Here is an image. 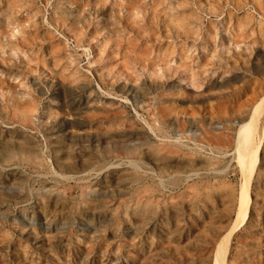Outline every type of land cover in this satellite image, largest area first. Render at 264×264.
Here are the masks:
<instances>
[{"label":"rangeland","instance_id":"374dc122","mask_svg":"<svg viewBox=\"0 0 264 264\" xmlns=\"http://www.w3.org/2000/svg\"><path fill=\"white\" fill-rule=\"evenodd\" d=\"M264 94V0H0V264H213ZM225 264H264V113Z\"/></svg>","mask_w":264,"mask_h":264},{"label":"bare ground","instance_id":"6f19581e","mask_svg":"<svg viewBox=\"0 0 264 264\" xmlns=\"http://www.w3.org/2000/svg\"><path fill=\"white\" fill-rule=\"evenodd\" d=\"M263 113L264 94L255 102L248 118L237 128L234 153L241 172L239 207L230 228L215 247L213 264H225L228 245L234 231L247 222L250 215V186L259 162L262 138L260 121Z\"/></svg>","mask_w":264,"mask_h":264},{"label":"water","instance_id":"95a60500","mask_svg":"<svg viewBox=\"0 0 264 264\" xmlns=\"http://www.w3.org/2000/svg\"><path fill=\"white\" fill-rule=\"evenodd\" d=\"M247 223V222H246Z\"/></svg>","mask_w":264,"mask_h":264}]
</instances>
